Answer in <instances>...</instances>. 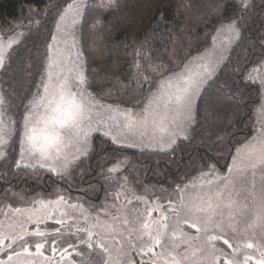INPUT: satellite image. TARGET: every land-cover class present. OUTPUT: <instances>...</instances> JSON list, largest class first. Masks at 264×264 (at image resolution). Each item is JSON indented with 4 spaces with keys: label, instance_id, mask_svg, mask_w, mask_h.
Returning <instances> with one entry per match:
<instances>
[{
    "label": "trees",
    "instance_id": "1",
    "mask_svg": "<svg viewBox=\"0 0 264 264\" xmlns=\"http://www.w3.org/2000/svg\"><path fill=\"white\" fill-rule=\"evenodd\" d=\"M73 2L0 0V37L14 38L0 68L1 108L4 115L18 117V127L44 71L57 22ZM82 2L75 31L88 87L124 107L142 105L161 77L210 44L222 23L235 20L239 36L199 96L190 139L170 150L128 149L96 134L88 154L62 174L18 164L16 136L10 139L0 159V217L7 206L60 196L97 212L125 185L149 199L173 201L201 173H225L236 148L255 132L260 85L254 70L264 57V0ZM122 159L123 169L112 174L110 165ZM59 243L72 245L76 264L106 263V252L89 246L82 233L64 235Z\"/></svg>",
    "mask_w": 264,
    "mask_h": 264
},
{
    "label": "rangeland",
    "instance_id": "2",
    "mask_svg": "<svg viewBox=\"0 0 264 264\" xmlns=\"http://www.w3.org/2000/svg\"><path fill=\"white\" fill-rule=\"evenodd\" d=\"M82 1L84 0H75V2H73L80 8L79 15L83 6ZM79 15L73 17L72 13L68 12L65 20L61 24L63 31H59L56 28L55 35L57 36V41L51 40L50 42L55 49H59L62 54V60L64 61L62 68H58L55 71L62 72L69 77H72L77 70L82 72L86 77L84 56L79 48L75 31ZM73 19L76 21L75 24H73ZM231 21L235 20H228L216 29L210 44L205 49L189 57L180 68L161 77L155 84L146 101L137 107H124L98 98L89 89L86 77L84 91L87 94L86 98L92 104V110L89 114V123H91L92 127H100L101 129L100 131L92 132L89 143L81 146L87 148V154L91 149L94 136L96 134L105 136L103 131L107 129L111 130L112 135L105 137L109 138L116 146L126 147L128 149L162 150V145L169 143L172 139H175L176 143L173 144L171 148L180 141L189 140L192 135L196 106L200 95L195 99L194 107L191 112L192 119L191 122H189L185 119L186 113L176 111L175 105L167 102V97L159 95L157 91L158 85L166 77H169L171 73L180 72L182 69L185 75L197 76L203 72V65L205 64L215 68V74L227 59L230 49L239 36V28L236 21L235 33L226 27H221L222 25H227ZM13 42L14 38L0 37V54H2L4 58L9 45ZM78 53L80 54L79 56H77ZM185 65H187L186 69ZM42 73H44V71ZM41 75H39L37 79V86L32 90L31 101L23 111V115L27 112L33 113L32 119L34 122H38L36 123L37 128H42L44 126L41 117L50 114L49 109L44 106V104L47 103L46 101L41 103L38 107L33 108L39 96L43 94V89L40 86ZM254 77L260 85V103L254 111L256 128L254 134L236 148L233 157L237 156L238 148L241 149V152L239 153L233 172L229 173L227 169L225 173L220 175L201 176L195 181L187 182L180 188V190H184L183 193L179 190V195L175 200L165 203L158 201L157 198L149 199L144 195L136 193L129 185H125L113 192L111 200L104 202L97 212H92L86 209L81 203L71 202L63 196H60L63 197V201H59L58 197L46 200L38 199L28 206H7L0 217V229L19 233L22 224L29 233H34L36 230L45 233L44 237L35 235L24 237L25 242L28 244L29 251L33 253V256H22L20 258L21 261L32 260L34 264H44L43 257L35 255V244L45 243V248L41 251L44 257H49L53 256L51 252V241L55 239L58 247L55 260L58 264H76L73 258V254L75 253L73 248H69V245L62 246L59 242L64 235L81 233L84 242L87 244L96 245L103 250L104 248L101 247V245H104L109 249V252H106L107 260L105 264H127V260L130 258L137 261L142 259L148 260L150 257H141L139 255L128 257L123 253L129 251L131 244L137 243L135 238L139 233L135 230L139 228L145 218L147 209L159 207V211H153L152 216L147 217L148 219H159L162 215L170 217L167 222L168 228L166 230V237L162 241L163 247L158 246L154 249L156 253L161 254L159 257V264H205L204 258L210 250V244L207 238L208 236L217 235L218 233L211 228H209L207 232H197L196 229L190 227V224L182 223V220L185 218L189 219L190 222L193 220L194 217L191 212L181 208L177 216L170 210L169 206L175 207L179 203L181 195L184 196L186 201L195 202L197 198L205 196L207 193L214 194L219 192L220 198L214 200V203L221 205L219 210L224 212L225 217L228 216L229 211L235 213L236 230L235 232L231 230L227 231V238L230 239L234 246L240 249V251L235 254V258L242 262L244 256L249 255L253 257V260L249 261V264H255V260L261 258L258 249L264 246V225H261L257 220V217L261 213V199L259 193L261 188L264 187V167L257 164V167L253 169L250 165L254 162L255 156L258 154L259 138L261 133L264 132V57L260 65L254 70ZM208 81L209 80H207V82ZM56 82L54 78L53 83ZM175 85L176 81L173 80V90ZM205 85L202 87L201 92ZM72 91L77 92L78 90L73 87ZM154 93L156 94L155 98H153ZM0 98L4 101L1 90ZM2 104L3 103H0V113H3L1 108ZM146 104H150V112L152 114L149 115L148 123L145 126L137 125L136 128L129 131L123 127L124 121L122 117H118V124L108 119L113 113L107 106H112L113 108L118 107L121 110L130 108L133 110L134 114L139 113L142 115V110ZM101 105L104 107H101ZM14 117L10 115L6 116L3 113L4 123L0 125V127H3L5 138L9 139V141L16 136L14 151L19 164L23 166L41 165V162H38V154L36 156L27 154L23 157L21 156L19 133L23 131L22 125L24 116L20 121V127L16 125L18 117ZM97 121H104L105 123H103L101 127L97 124ZM9 129H11L10 137L7 135ZM60 131L61 135L65 137L64 142L66 144L69 142V138L74 136V133L70 132V130L61 129ZM17 132H19L18 137ZM112 136H116L118 142H113ZM184 136H187V139H184ZM249 142L252 143L253 147H245ZM131 143L136 144V146L128 147L127 145ZM7 148L8 143L2 149L5 154ZM171 148H166L162 151L170 150ZM67 155L71 161L67 170H69L80 158L84 157V155H79L75 151V147L72 146L68 147ZM73 155L78 156L74 161L71 160ZM2 157H0V159ZM233 157L229 165L233 164ZM125 161V159H122V161L110 165L109 169L115 168V171L110 172L116 174L121 171ZM62 162V159L57 161L56 167L58 171L55 173H67V170H59ZM217 176L220 177V179H217ZM224 177H229L231 183L225 185L223 180ZM208 181H212V183L209 184ZM138 197H142V199H137ZM230 200H235L237 204L241 206V210L237 211L235 205H233L231 209L225 207ZM41 202H43L46 207H43ZM17 209L21 211H16ZM44 212H47L49 215H43ZM29 217H31V219H29ZM195 217H198L201 223H203L205 218L203 213H195ZM217 219H220V217L218 216ZM38 220L42 222L38 223ZM57 220H62L63 223L58 224L56 223ZM125 221H127V223H125ZM57 229L59 231H57ZM89 232H91V236H89ZM173 232L176 233L175 236L172 235ZM145 239H147V237H145ZM247 243H252L254 248H246L245 244ZM215 246L229 253L232 251L228 249L227 246L223 245L222 241H216ZM61 249H68L67 253H63L65 256L63 261L60 260V255L62 254L60 251ZM16 251H21V248L17 246ZM0 259H7V257L4 253H0Z\"/></svg>",
    "mask_w": 264,
    "mask_h": 264
},
{
    "label": "snow or ice",
    "instance_id": "3",
    "mask_svg": "<svg viewBox=\"0 0 264 264\" xmlns=\"http://www.w3.org/2000/svg\"><path fill=\"white\" fill-rule=\"evenodd\" d=\"M246 6V3H245ZM80 8L75 3L69 4L67 6L65 14H62L60 20L57 22V29L63 31L62 22L65 20L68 12H71L73 17L79 15ZM75 19H73V24H75ZM222 28H228L233 33L236 32L235 21L229 22L227 25H222ZM53 41H57V36L54 34L52 36ZM11 45H9L10 47ZM80 54L78 53L77 56ZM4 56L0 54V67L4 65ZM64 61L62 60V54L59 49H55L53 44L48 45V55L46 57V67L44 73L41 75L40 86L43 89V94L39 96V99L33 105V108L38 107L41 103L44 104L46 108L49 109V115L41 117L43 121V127L37 128L36 123L32 119L33 113L27 112L23 118V131L19 133L20 135V152L23 157L25 154L30 156H36L38 154V162H41L42 167L48 168L52 172H57L56 167L57 161L62 159V164L59 170L66 171L68 168L69 157L67 155V149L69 146L75 147V151L79 155H86L87 148L81 147L82 145H87L89 143V138L92 132L100 131V127H92L90 120V112L92 110L91 102L86 98L87 94L84 91V85L86 84V77L79 70L75 71L72 77H69L62 72L55 71L58 68H62ZM187 65H185V69ZM215 72V68L209 67L207 64L203 65V72L197 76L185 75L184 70L180 72L171 73L169 77H166L158 85L159 95L167 97V102L169 104L175 105V110L178 112L186 113L185 119L191 122V112L194 107L195 99L201 94V89L210 80ZM55 80L56 83H53ZM247 79H253L249 76ZM173 80L176 81L175 88L173 90ZM151 83V81H148ZM75 87L78 91L73 92L72 88ZM156 94H153L155 98ZM79 97V98H78ZM0 103H3L2 98H0ZM101 107H104L101 105ZM111 111L112 115L108 117L109 120L114 123H119L118 117L123 118V127L129 131H132L137 125L145 126L148 123V117L152 113L150 112V104H146L142 110V115L139 113L134 114L132 109H119L113 108L112 106H107ZM3 113H0V125H3ZM104 121H97V124L101 127ZM61 129L70 130L74 133V136L69 138V142L66 144L64 142L65 137L61 135ZM11 129L8 130L7 135L10 137ZM105 136L112 135L111 130L107 129L103 131ZM187 139V136L183 137ZM113 142H118L116 136H112ZM9 143V139L5 138V133L3 127H0V157L5 153L2 150L3 147ZM176 143L175 139H172L169 143L162 145V150L166 148H171L173 144ZM128 147H135L136 144L131 143L127 145ZM245 147H253L252 143L249 142ZM258 154L255 156L254 162L250 165L251 168L255 169L257 164L264 167V132L261 133L259 138V148ZM241 149H237V156L233 157V164L229 165L228 172L231 173L236 166V161L238 159ZM78 156L73 155L71 160L77 159ZM19 164V161L17 162ZM210 171L214 170V165H210ZM109 171H115V168L109 169ZM202 176H207V173H201ZM220 179V177H216ZM225 185L231 183L229 177L223 178ZM209 184L212 181H208ZM187 187V186H185ZM183 193V189L180 190ZM261 199V213L257 217L258 222L264 225V187L260 190ZM220 198V193H207L205 196L197 198L195 202H188L185 200L184 196L181 195L179 198V203L175 207H170V210L179 215L181 208L188 210L193 214V220L190 222L189 219L185 218L182 220L183 224H190V227L196 229L197 232H207L209 228L216 231L217 235L208 236V242L210 244V250L207 256L204 258L205 264H249V261L253 260L252 256L245 255L243 261H238L235 258V254L240 251L239 247L234 246L233 243L227 238V231L231 230L235 232V213L229 211L228 216L225 217L224 212L219 210L221 208L220 204L214 203L215 199ZM137 199H142L138 197ZM59 201H63V197H59ZM43 207L46 205L41 202ZM233 205L236 206L237 211L241 210V206L237 204L235 200H230L225 207L231 209ZM16 211H21L17 209ZM153 211H159L157 208H148L145 214V218L140 224L139 228L135 231L139 235L135 238L137 243L131 244L129 251L123 253L125 256L131 257L134 255H139L141 257H150L148 260L137 261L135 259H128L127 264H159L158 254L154 251L156 247H163V239L166 237V230L168 228V216H160L159 219H148L151 217ZM195 213H203L204 220L203 223L200 222L198 217H195ZM43 215L48 216L47 212ZM220 219H217V217ZM31 219V217H29ZM42 222V221H37ZM179 222V221H178ZM56 223H63L62 220H57ZM127 223V221H125ZM57 231H59L57 229ZM29 235H35L39 237H44L45 233L36 230L34 233H29L28 230L21 224L20 232L16 233L14 231H5L0 229V253H4L7 259H0V264H34L32 260L21 261L22 256H33V253L29 251L28 244L25 242L24 237ZM173 236L176 235L175 232L172 233ZM91 236V232H89ZM147 237V239H145ZM191 239V238H189ZM216 241H222L223 245L231 249V253L224 251L222 248L218 249L215 246ZM51 252L53 256L44 257L42 249L45 248V243L35 244V255L43 257L44 264H58L55 260V255L58 252L57 241L53 239L51 241ZM19 246L21 251H16V247ZM91 246V245H89ZM72 245H69V248ZM105 252H109V249L101 245ZM248 249L254 248L252 243L245 244ZM60 260L63 261L65 256L63 253H67L68 249H61ZM260 259L255 260V264H264V246L258 249Z\"/></svg>",
    "mask_w": 264,
    "mask_h": 264
}]
</instances>
